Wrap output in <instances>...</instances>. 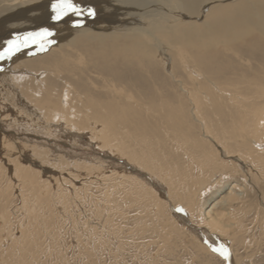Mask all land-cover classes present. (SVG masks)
I'll return each instance as SVG.
<instances>
[{
	"label": "rangeland",
	"instance_id": "1",
	"mask_svg": "<svg viewBox=\"0 0 264 264\" xmlns=\"http://www.w3.org/2000/svg\"><path fill=\"white\" fill-rule=\"evenodd\" d=\"M212 1V6L221 4L224 8H229L227 11L231 10V5L238 7L239 4H248L255 15L261 14L256 0ZM168 12L174 13L170 9ZM202 19L187 17L185 22L199 25ZM188 27L173 29L179 33L178 38L173 40L174 43L187 45L183 38L180 39L181 35L193 30V34L197 36L201 31V27ZM104 29L106 28L102 29L103 32H106ZM160 31L156 36L166 47L167 64L170 63L168 67H175L180 71V64L176 59L177 45H169L168 31ZM110 36L112 37L103 40L102 46L105 48H109L117 40L120 46L124 43L121 37ZM262 41L264 42V37ZM33 47L39 50L37 46ZM239 47L243 49L245 44ZM26 48H21L20 51ZM255 51L252 54L254 58L251 59L253 66L264 61V47L258 53ZM241 57L243 60L223 65L226 68L248 65L247 56L242 54ZM71 58L73 59L62 67L61 75H65L67 70H74V67L85 71L82 74L77 71V75L73 74V79L75 82L78 79V83L83 84L87 97L97 99L96 102H110L112 98L109 96H112L114 90L152 93L155 89H162L175 95L180 92L178 87L174 89L169 86L174 90L168 86L167 90L165 86L157 87L162 83L170 85V80L168 83L165 81L170 77L157 59L147 63L151 68L147 74L140 76L137 81L131 75L129 83L128 78L115 80L112 73L86 71L84 63L87 58L84 55L77 54ZM6 59L0 60V64L5 63ZM19 62H14L13 67L16 68ZM0 68L2 69L1 66ZM4 71L10 72V68ZM117 74L121 75L122 72L119 70ZM63 83L62 79L58 82L61 86ZM171 84L177 86L175 82ZM18 85L21 86L17 88L18 92L36 87L35 83L27 81ZM55 90L57 95L54 97L58 99L60 88L55 87ZM179 94L184 95L182 92ZM11 100L10 97L8 103L13 107ZM149 100L141 98L139 102L145 109L151 103L161 104L158 97ZM116 103L118 106L123 104ZM186 110L188 112L189 108L185 112ZM187 115L192 120L188 113ZM143 119L149 128L146 136L148 145L144 147L149 146V150L150 146L155 148L152 150L155 155L149 163L158 174V179L150 176L147 171L134 167L127 159L131 153V131L128 133V129L123 130L119 124L115 126V133L111 136L116 140L118 138L120 143H125L126 149L123 150L127 153V158L103 151L90 140L88 134L62 128L56 123L51 125L52 129H48L45 123L42 126L33 122L30 124L31 119L27 116H20L18 122L13 121L8 114L0 117V264H264V148L259 154H254V157L260 159L253 166L256 173L247 169L240 171L231 164L230 159L221 162L225 159L224 154L216 159L214 157V162H211L212 159L207 160L203 156L204 152L209 154L214 148L201 149L189 137L186 138V145L181 142L180 147L175 146L177 144L171 135L160 133L161 123L150 122L153 118ZM154 126L159 129V133ZM197 130H194V136L198 134V138L204 140L202 132ZM5 140L10 143V147H14L8 148L7 153L3 145ZM245 164L252 167L248 160ZM22 167L29 168L26 170L31 176L29 179H22ZM231 189L232 192L236 191V195L241 193V199L225 201L223 198ZM168 197L175 208L171 206ZM178 208L183 209V212H177ZM212 217L221 218L222 224L231 227L230 232L227 235H217L211 231L210 223L207 222ZM238 225L239 229L236 228ZM221 245L230 250L228 261L212 251Z\"/></svg>",
	"mask_w": 264,
	"mask_h": 264
},
{
	"label": "bare ground",
	"instance_id": "2",
	"mask_svg": "<svg viewBox=\"0 0 264 264\" xmlns=\"http://www.w3.org/2000/svg\"><path fill=\"white\" fill-rule=\"evenodd\" d=\"M210 1L75 0L81 6L93 8L96 13L94 18H80L83 26L75 27L76 17H66L61 21L52 19L54 13L51 11V4L55 0H0V43L3 42L0 45V51L7 46L8 40L17 36L23 37L30 32L43 30L54 33L48 38L53 43L46 44L45 51L35 50L33 45L25 47L26 49L20 51L15 57L13 56L11 60L6 59L5 63L0 64L2 67L0 68V117L8 114L13 121L18 122L20 116L23 118L27 116L31 119L30 124L33 122L37 126H42L45 123L48 129H52L51 125L56 123L62 128L88 134L90 140L103 151L127 158L128 155L123 150L126 149L125 143H120L121 141H117L118 138L116 140L111 136L115 133V126L119 124L123 130L128 129V133L131 131V153L127 159L134 167L141 168L150 173L153 178L158 179V174L156 175L154 167L149 163L155 155L152 154L155 148L150 146L151 150H149L147 149L149 146L144 147L148 145L149 140L146 141V136L149 128L143 117L147 120L153 118L150 122L161 123L160 133L165 136L171 135L170 137L177 144L175 146H181V142L186 145L188 141L186 138L189 137L194 139V144L201 149L214 148L210 152L212 156L204 152L203 156L207 160L212 159L211 162H214V157L216 159L224 154L225 159L222 158L221 162L230 159L231 164L240 171L250 170L249 172L256 173L253 166L259 163L260 159L254 157V154H259L264 148L262 143L264 142V61H259L260 65L253 66L251 59L254 58L252 54L255 50V53H258L264 47L262 41L264 0L255 1L261 12L258 15L253 13L248 4H239L238 7L231 5V10L227 11L229 8H224L225 6L221 4L220 6L214 5V3L212 6ZM169 9L174 13L168 12ZM183 15L186 16L183 17ZM187 17L203 18L202 23L198 25L195 22H185ZM179 26L201 27V31L197 36L193 34V30L190 33H183L180 39L183 38L184 44L187 45H180L173 41L178 38L179 34L173 29ZM103 28H106L104 29L106 32H103ZM160 30L168 31L169 45H177L176 59L179 61L180 71H177L175 67L172 69L168 67L170 63L167 64L166 47L156 36L158 32H161ZM110 35H114L115 38L121 37L124 43L120 46L117 40L109 48H105L102 46L103 40L106 37H112ZM56 38L59 39L56 40ZM241 44H245L243 49L239 47ZM77 54L87 58L84 63L86 71L92 70L97 74L112 73L115 80L122 81L128 78L129 83H131V75H134V81H137L140 76L147 74L151 70L147 63L152 62V59H157L170 77L165 81L168 83L170 80L177 84L173 86L169 81L170 85L162 83L163 85L157 87L170 86L174 89L178 87L184 95L179 94L180 92L177 93L179 95L166 93L162 89H155L152 93L114 90L112 96H109L112 98L110 102L104 104L96 102L97 99L92 100L87 97L83 84L78 83V79L76 82L73 79V74L77 75V71L81 74L85 71L74 67V70L70 69L68 72L66 69V74L61 75L64 64H68L73 59L71 57ZM242 54L248 58L246 60L248 63L245 62L248 65H244L245 68L237 65L230 68L224 66L227 62L243 60ZM17 61H20L19 65L14 68V62ZM9 68L10 72L5 73L4 70H9ZM119 70L122 72L121 75L117 74ZM61 79L64 81L63 86L58 84ZM25 81L35 83L36 87L18 92L17 88L21 87L18 84L25 83ZM55 87L60 88L61 91H59L58 99L54 97L57 95ZM10 97L14 104L13 107L8 103ZM155 97L160 99L161 104L151 105V103L148 109L143 108L139 102L141 98L149 100ZM116 102L123 104L118 106ZM175 102H178L177 105H174ZM186 108H189L186 112L192 120L188 119ZM153 128L159 133V129L155 126ZM195 129L202 132L204 140L199 139L198 134L194 136ZM3 145L6 153L8 148H14L10 147L7 140L3 142ZM244 155L247 156L246 160L252 167L245 164ZM21 170L22 179L26 180L31 177L26 171L29 168L22 167ZM232 191L231 189L226 193L223 198L225 201L241 197V193L236 195V191ZM168 199L171 206L175 208L173 201L169 197ZM220 220L219 217H212L207 223H210L212 229L210 230L217 235L218 233L227 235L231 227L225 223V225L222 224ZM230 223L232 225V222ZM239 225L236 228L239 229Z\"/></svg>",
	"mask_w": 264,
	"mask_h": 264
},
{
	"label": "snow or ice",
	"instance_id": "3",
	"mask_svg": "<svg viewBox=\"0 0 264 264\" xmlns=\"http://www.w3.org/2000/svg\"><path fill=\"white\" fill-rule=\"evenodd\" d=\"M51 11L54 13L52 19L55 21H61L66 17H76L77 19L74 23L75 27L83 26L80 18H94L96 14L93 8L81 6L75 2V0H55V2L51 4ZM53 35L54 33L43 30L39 32H30L23 37L17 36L14 39H10L7 41V46L3 51H0V60L5 58L11 59L21 48L30 47L32 45L37 46L40 51H45V45L53 43V41L48 39ZM176 211L183 212V209L178 208ZM212 251L222 257L224 261L230 259V250L223 245L218 248H213Z\"/></svg>",
	"mask_w": 264,
	"mask_h": 264
}]
</instances>
